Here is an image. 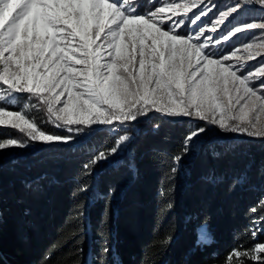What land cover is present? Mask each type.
I'll use <instances>...</instances> for the list:
<instances>
[{
  "label": "trees",
  "instance_id": "trees-1",
  "mask_svg": "<svg viewBox=\"0 0 264 264\" xmlns=\"http://www.w3.org/2000/svg\"><path fill=\"white\" fill-rule=\"evenodd\" d=\"M27 95L9 109L27 105L46 134H70ZM114 126L0 150V264H226L264 243V137L154 111ZM199 126L209 130L184 155ZM122 135V151L84 169ZM6 139L30 140L0 126Z\"/></svg>",
  "mask_w": 264,
  "mask_h": 264
},
{
  "label": "snow or ice",
  "instance_id": "snow-or-ice-1",
  "mask_svg": "<svg viewBox=\"0 0 264 264\" xmlns=\"http://www.w3.org/2000/svg\"><path fill=\"white\" fill-rule=\"evenodd\" d=\"M206 2L165 3L142 12L130 0H17L11 9L10 0H0V124L10 123L30 138L6 139L0 142V150L25 148L30 142L68 143L93 125H125L153 111L169 117L195 116L223 131L264 137V122L254 115L264 110V95H257L264 89V67L234 68L225 63L229 55L214 59L216 53L207 51L221 41L229 50L231 37L264 30V22L227 27L229 18L245 5L264 8V0H235L227 11L218 10L212 16V7L201 6ZM194 8L198 11L193 12ZM178 13L183 15L177 17ZM206 23L211 27L205 39ZM102 34L103 42L97 43ZM170 36L195 38L194 43L205 46L200 55H194L169 40ZM252 46L245 44V48ZM246 67V74H238ZM257 79L261 83L254 89L250 81ZM4 92L28 94L26 99L45 105L51 122L70 134H46L21 112L6 110ZM236 105L240 108L233 114ZM208 130L199 126L186 136L184 155ZM128 139L121 136L84 169L122 151ZM182 158L176 156L175 161ZM260 253L264 243L244 255L258 260Z\"/></svg>",
  "mask_w": 264,
  "mask_h": 264
},
{
  "label": "rangeland",
  "instance_id": "rangeland-1",
  "mask_svg": "<svg viewBox=\"0 0 264 264\" xmlns=\"http://www.w3.org/2000/svg\"><path fill=\"white\" fill-rule=\"evenodd\" d=\"M45 2H51V0H45ZM183 2H186V0H161V3H159L158 5L155 4L154 6H150V4L154 3V0H130V3L134 7H137L139 10H142V12H148L150 10H155L156 6H163L165 3H183ZM234 2L235 0H207L206 4L201 5V6L212 7V12L209 13V16H212L218 10L227 11L228 8L234 4ZM16 3H17V0H10L9 8L11 9L13 5H15ZM192 11L193 12L198 11V8H194ZM170 15L171 14H169V16ZM181 15H183V13H178L177 17ZM189 15H191V13H189ZM177 17H172V20H175ZM157 19H159V17ZM202 19L207 21L208 17H203ZM229 19H230V22L229 24H227V27H232L233 25L239 26L247 22H257V23L264 22V8H261L260 5L255 4V3L247 4L238 14H234V17L233 18L230 17ZM169 22H170L169 19L166 17L165 24L167 25ZM210 27H211V24L206 23L205 25L206 35L204 37L205 39L207 38V32H208V29H210ZM162 30H165V29H162ZM164 35H168V34L165 33ZM262 37H264V30H261V29L247 30L246 32L239 33L236 36L230 38L229 42H227V44L229 45V50H225V42L221 41V44L219 47H210L207 51H212L216 53V55L212 57L214 59L219 58L222 60L223 55L225 54L229 55L230 60L225 63L232 64L234 68L241 66V65L253 66V67L259 65L260 67H264V47L261 46V45H264V38ZM194 39L195 38L185 39L181 36H170L169 37V40L179 45L182 49L188 50L191 54L200 55L205 45L194 43L193 42ZM102 42H103V34H102V39L98 40L97 43H102ZM124 43H126V41H124ZM247 43L252 44L253 45L252 48L250 49L245 48V44ZM232 52H235L236 55L232 56L231 55ZM247 71L248 69L246 67L243 72H239L238 74L243 75V74H246ZM253 75H255V71H253ZM260 83L261 81L259 79L255 81H250V86L253 87L254 89H257ZM0 91H2V89H0ZM4 95L6 99L2 103H4L6 110L15 111V110L9 109V106L16 105L17 95H20V94H14L12 96H9L6 92H4ZM257 95H264V89L258 90ZM252 99L255 100L254 97ZM243 103L244 101L240 102V104H243ZM239 108H240V105H236V108L233 109V114H235ZM17 111L21 112V114L25 116V119L29 120L31 123H34L33 120L29 116V109L27 105H24L23 107H21V109ZM254 115H259L260 121L264 122V110ZM195 118L199 119L198 117H195ZM232 123H235V121H232ZM0 126L12 127L10 123L0 124ZM93 126L98 127L100 125H93ZM112 126L113 125H107V127H109L111 131H113L115 128V126L114 127ZM212 126L215 128H219L218 125H212ZM14 129H16L23 138L27 140L30 139L27 136L26 132L22 133L19 131V129L17 128H14ZM61 130L64 131L65 129L61 128ZM122 136H125V135H122ZM125 143L126 142H124L121 145V148L124 147ZM194 143H195V149H196L200 144V137ZM199 236L201 239L208 241V238L206 239L205 237V231L203 228L199 230ZM252 251L247 252V253H252ZM235 253L230 257V259L228 260L226 264H251V263H256V262L260 264L261 262H264V253L259 254L260 258L258 260H253L251 258V255H244L246 252H240L242 255L239 257H237Z\"/></svg>",
  "mask_w": 264,
  "mask_h": 264
}]
</instances>
